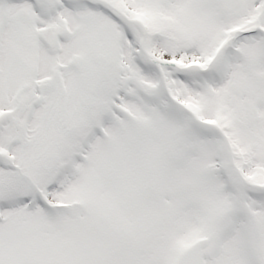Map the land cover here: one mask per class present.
Wrapping results in <instances>:
<instances>
[{
  "label": "snow or ice",
  "instance_id": "obj_1",
  "mask_svg": "<svg viewBox=\"0 0 264 264\" xmlns=\"http://www.w3.org/2000/svg\"><path fill=\"white\" fill-rule=\"evenodd\" d=\"M0 264H264V0H0Z\"/></svg>",
  "mask_w": 264,
  "mask_h": 264
}]
</instances>
